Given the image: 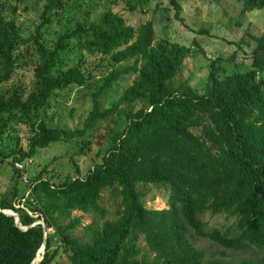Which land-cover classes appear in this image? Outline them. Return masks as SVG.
I'll return each instance as SVG.
<instances>
[{
    "label": "trees",
    "instance_id": "obj_1",
    "mask_svg": "<svg viewBox=\"0 0 264 264\" xmlns=\"http://www.w3.org/2000/svg\"><path fill=\"white\" fill-rule=\"evenodd\" d=\"M28 1L0 0V156L13 171L12 189L0 195V264H31L42 244L36 264H50L58 252L67 264H264V28L245 32L252 41L245 69L220 77L210 63L199 91L187 78L171 82L188 46L153 42L151 21L132 26L112 9L121 2L131 12L147 0H32L37 22L24 37L13 14ZM235 1L240 15L264 7V0ZM168 2L178 17V0ZM51 26L47 44L43 31ZM23 65L31 69L27 85L13 78ZM129 76L101 108L103 93ZM66 87L88 89L91 102L72 130L45 120L51 97ZM99 121L109 123L105 143L81 176L52 184L28 176V163L13 166ZM23 126L25 147L14 134ZM22 173L31 184L26 195ZM137 184L161 188L165 205L145 206ZM104 188L119 197L111 217L99 204ZM74 210L90 218L83 240L71 234L81 222ZM204 213L232 221L205 229ZM194 238L217 248L195 247ZM247 250L253 256L228 259Z\"/></svg>",
    "mask_w": 264,
    "mask_h": 264
},
{
    "label": "rangeland",
    "instance_id": "obj_2",
    "mask_svg": "<svg viewBox=\"0 0 264 264\" xmlns=\"http://www.w3.org/2000/svg\"><path fill=\"white\" fill-rule=\"evenodd\" d=\"M178 2L180 5L178 17H175L174 9L168 0H147L145 6L131 12L125 10L121 2L112 6V9L117 10L132 26L146 20L151 21L155 36L153 42L164 39L188 46L190 52L183 59L181 69L171 79L173 85L187 78L189 83L200 91L210 63L215 64L220 77L247 67L252 41L245 35V32L258 35L264 28V7L240 15L239 5L235 0H220L217 4L208 0H178ZM36 13L37 8L32 0L16 8L13 16L22 36L25 37L33 31V26L37 22ZM235 20L240 22L239 26L234 25ZM200 29L206 30V32H199ZM54 31L55 26L43 31V40L47 44L54 37ZM91 70L94 69L91 67ZM92 77L97 79L98 74L95 72ZM132 77L129 76L127 80H119L116 85L103 93L99 102L100 107L109 106ZM13 78L27 85L31 80L30 67L21 66L15 70ZM88 92L89 90L84 87H66L55 92L46 109L47 124L69 130L80 128L82 120L91 106ZM108 125L107 121H99L81 137L67 141H54L45 148L37 149L31 162L28 163L26 174L30 176L40 173L43 178H49L52 184L60 182L65 175L81 176L88 167L98 161L99 156L96 154V150L105 143V128ZM26 128L27 126H23L14 132L22 147H25L29 135ZM191 130L195 134H199L200 127H193ZM11 132L13 131H7V134ZM10 146V144L5 145L4 152ZM12 174L13 171L7 163V158L0 156V195L2 193L9 194L12 189ZM16 186L20 190L23 185L18 181ZM137 188L143 192L142 200L145 206L161 208L165 205L164 191L161 188L139 184H137ZM118 200V195L110 193L108 188L101 190L99 204L105 208L107 217H111ZM72 214L79 215L81 222L71 231V234L83 240L86 234L84 226L90 221V218L79 210H74ZM200 218L205 229L219 228L232 221V218H226L224 214L209 215L204 213ZM50 231L47 229L46 232ZM137 243L143 246L141 240H138ZM193 244L198 248L210 250L217 248L201 238H194ZM42 250L43 244L40 246L36 258L39 257ZM245 256H253V252L247 250L230 256L228 259ZM67 263L65 254L62 252H58L50 262V264Z\"/></svg>",
    "mask_w": 264,
    "mask_h": 264
},
{
    "label": "built area",
    "instance_id": "obj_3",
    "mask_svg": "<svg viewBox=\"0 0 264 264\" xmlns=\"http://www.w3.org/2000/svg\"><path fill=\"white\" fill-rule=\"evenodd\" d=\"M29 159H30V158L26 159V160L23 161V162H21V161H16V160H15V161H13V166H14L16 169L21 170L22 167H23L26 163H29V162H30ZM20 180H21L24 184H26V186H27V189H26L25 194H24V195H26V194L29 192V190H30V186H31V184L29 183V181L27 180L25 174H23V173L20 175Z\"/></svg>",
    "mask_w": 264,
    "mask_h": 264
},
{
    "label": "water",
    "instance_id": "obj_4",
    "mask_svg": "<svg viewBox=\"0 0 264 264\" xmlns=\"http://www.w3.org/2000/svg\"><path fill=\"white\" fill-rule=\"evenodd\" d=\"M9 214H11L12 216H16L12 211H10L9 210V212H8ZM15 220H16V224H17V219L15 218ZM38 222H40L41 224H43L40 220L38 221ZM39 259H40V256L38 257V258H36L31 264H36L38 261H39Z\"/></svg>",
    "mask_w": 264,
    "mask_h": 264
}]
</instances>
